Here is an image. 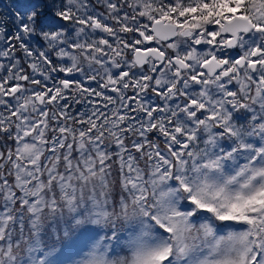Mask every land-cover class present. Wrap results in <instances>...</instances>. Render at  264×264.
<instances>
[{"label": "snow or ice", "instance_id": "snow-or-ice-1", "mask_svg": "<svg viewBox=\"0 0 264 264\" xmlns=\"http://www.w3.org/2000/svg\"><path fill=\"white\" fill-rule=\"evenodd\" d=\"M13 8L0 264H264V0Z\"/></svg>", "mask_w": 264, "mask_h": 264}, {"label": "trees", "instance_id": "trees-1", "mask_svg": "<svg viewBox=\"0 0 264 264\" xmlns=\"http://www.w3.org/2000/svg\"><path fill=\"white\" fill-rule=\"evenodd\" d=\"M29 2H31V0H0V22H7V28H11L15 12L13 5L19 6L20 4ZM49 2H55L56 4H59L61 2L66 3L67 0H49ZM92 3H95V0H92ZM100 11H103V8H100ZM47 22L48 18H45V23ZM30 43L35 46L37 42L35 40H32L30 41ZM40 43L42 44L43 42L41 41ZM0 47H3L2 40H0ZM4 61L8 63L7 60Z\"/></svg>", "mask_w": 264, "mask_h": 264}, {"label": "rangeland", "instance_id": "rangeland-1", "mask_svg": "<svg viewBox=\"0 0 264 264\" xmlns=\"http://www.w3.org/2000/svg\"><path fill=\"white\" fill-rule=\"evenodd\" d=\"M4 63L7 64L6 61H4ZM4 74H5V73H4V70H3V69H0V75H4Z\"/></svg>", "mask_w": 264, "mask_h": 264}]
</instances>
